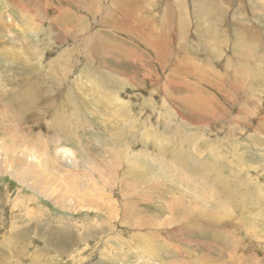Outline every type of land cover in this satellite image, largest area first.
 <instances>
[{"label":"rangeland","instance_id":"374dc122","mask_svg":"<svg viewBox=\"0 0 264 264\" xmlns=\"http://www.w3.org/2000/svg\"><path fill=\"white\" fill-rule=\"evenodd\" d=\"M123 1L0 0V264H264V0Z\"/></svg>","mask_w":264,"mask_h":264},{"label":"bare ground","instance_id":"6f19581e","mask_svg":"<svg viewBox=\"0 0 264 264\" xmlns=\"http://www.w3.org/2000/svg\"><path fill=\"white\" fill-rule=\"evenodd\" d=\"M122 2H124L122 0ZM127 3H132V2H128V1H125ZM152 18V17H151ZM150 18V19H151ZM144 19V18H143ZM147 21V20H146ZM148 22V21H147ZM157 25V24H156ZM160 25V23H159ZM241 30H246V31H249L248 29H246L245 26H242V29ZM250 33V31H249ZM181 34V33H180ZM242 34V33H241ZM249 35V37H251V33L250 34H247ZM246 44V43H245ZM236 73L240 74V70H238ZM235 74V73H234ZM254 76L257 77V74L254 73ZM21 100H23L24 102H26L27 104H31L34 100V94L31 93L30 91H27L24 93L23 95V98L21 96ZM29 157H26V156H15V157H11V156H7L5 154L2 155V163H0V174L3 172V173H6L8 172L9 174H14L18 177H20L21 181H23V184H25L24 182H26V186L30 185L31 188L33 186H35V189L36 187L40 188V189H43L44 187H49L50 189L53 190V192L57 193L58 190L61 191L63 197L66 198V201H64V199L62 198H58V196L55 198L56 199V202L54 205H56V207L60 208V209H63L64 210V207H69V208H78V210H81V209H84V205L88 202V204L90 205H94V203L92 204V202L90 200H88V197L90 196L91 198V195H90V191L92 189V187H86L85 185H82L81 183H78V184H73V189L71 188L70 184L66 185V186H60L59 184V181H62V180H58L56 179L54 176L53 177H50L51 175L50 174H46V172L44 171H39V170H35V165H34V162L31 160L32 156L31 155H28ZM36 158V157H35ZM34 158V159H35ZM33 159V160H34ZM52 163H53V168L52 169H56L57 168H60V170L62 171L63 168H65L63 162L57 158H54L52 159ZM50 162V161H49ZM48 162V163H49ZM38 163V162H37ZM51 163V162H50ZM34 165V166H33ZM49 165V164H47ZM47 167V166H46ZM51 167V166H49ZM56 171V170H55ZM65 172H70V170H67L65 169ZM54 173V172H53ZM71 173H73V171H71ZM59 174V173H57ZM56 174V175H57ZM69 174V173H68ZM68 174H64L63 176V179H65L66 177L68 178L69 175ZM71 175V174H70ZM77 176H79L77 174ZM72 177V175H71ZM86 177L89 178L91 181L94 180L92 179V176L89 174L87 175L86 174ZM59 178V177H58ZM58 180V183L56 182V180ZM62 179V178H61ZM80 179V178H79ZM78 180V179H77ZM86 180V179H85ZM65 181V180H63ZM67 182V181H66ZM73 183V182H72ZM76 183V182H74ZM93 183V182H92ZM94 183H95V180H94ZM90 184V183H89ZM95 187V186H93ZM97 188V187H96ZM46 190V189H43V191ZM48 191V190H47ZM50 192V191H49ZM95 192V191H94ZM93 193V192H92ZM48 194V193H47ZM50 194V193H49ZM36 196V195H35ZM53 196V195H52ZM93 198H94V195H92ZM51 197V196H50ZM60 197V196H59ZM102 197V196H101ZM50 199V198H49ZM53 199V198H52ZM51 199V200H52ZM92 200V199H91ZM94 200V199H93ZM98 200V199H96ZM101 200V199H99ZM109 200V199H108ZM53 202V201H52ZM62 202H64L62 204ZM66 202V203H65ZM107 202V201H106ZM101 204H99V202H96V207H101L103 205V202L100 201ZM42 204V203H41ZM60 204V205H58ZM25 205V204H24ZM37 205V204H36ZM89 205V206H90ZM97 205H101V206H97ZM55 208V207H54ZM88 208V206L86 207ZM91 209V208H90ZM77 210V211H78ZM85 210V209H84ZM35 211V210H34ZM88 211V210H87ZM75 212V211H73ZM51 216V215H50ZM98 216V215H97ZM74 217V216H73ZM112 217V216H111ZM12 221V220H11ZM112 221V220H111ZM62 223H64V221H60ZM60 222H58V224L61 226ZM63 226V225H62ZM62 226L60 227V230H59V233L61 234L60 236H63V237H66V235L68 234V231H66V229H62ZM15 226H12L10 224V230L12 232V234L14 233V228ZM63 230V231H62ZM9 231V230H8ZM23 231H24V228L21 227V230L19 232V236H22L23 235ZM79 233V232H78ZM145 233V232H144ZM11 235V234H10ZM8 244L10 245V243L12 244V246H15V243L16 242H10V241H7ZM75 243V242H74ZM106 242L102 245H105ZM144 244V243H143ZM67 245V244H66ZM65 245V246H66ZM79 245V244H78ZM9 247V246H8ZM69 247V245H68ZM105 249V248H103ZM143 249H147V244L145 246H143ZM104 252V250L102 251ZM101 252V253H102ZM105 253V252H104ZM18 255H19V252H18ZM100 255V254H99ZM139 255V253L137 254V256ZM127 257V255H126ZM141 257L142 259V255H140L139 257H137V259L139 260V258ZM34 260H36V258H33ZM140 259V261H141ZM150 262V261H149ZM108 263V262H107ZM36 264V263H35ZM141 264V263H140ZM147 264V263H146ZM151 264V263H150Z\"/></svg>","mask_w":264,"mask_h":264}]
</instances>
